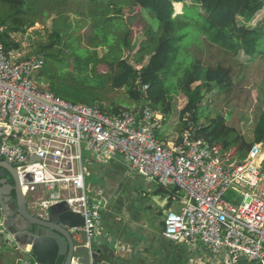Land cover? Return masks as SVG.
<instances>
[{
	"label": "built area",
	"instance_id": "2783aa9c",
	"mask_svg": "<svg viewBox=\"0 0 264 264\" xmlns=\"http://www.w3.org/2000/svg\"><path fill=\"white\" fill-rule=\"evenodd\" d=\"M5 33L0 24V38ZM27 37L33 38L32 28L10 35L20 44L10 50L0 40V155L16 168L27 192L40 190L43 215L50 205L65 203L84 217V225L72 231L78 241V233H86L88 264H99L92 257L93 242L106 200L86 185L85 146L98 157L121 155L132 171L185 194L181 210L166 215L167 239L203 244L233 263L244 257L264 264V142L244 160L230 161L197 138L192 125L175 143L160 140L164 116L149 102L112 113L100 103L67 101L37 82L45 57L30 55ZM136 86L146 97L149 85L138 78Z\"/></svg>",
	"mask_w": 264,
	"mask_h": 264
},
{
	"label": "trees",
	"instance_id": "16d2710c",
	"mask_svg": "<svg viewBox=\"0 0 264 264\" xmlns=\"http://www.w3.org/2000/svg\"><path fill=\"white\" fill-rule=\"evenodd\" d=\"M185 2L0 0V23L6 26L0 40L7 50L16 49L20 44L10 41V33L26 34L35 23L44 22L52 14L73 12L88 21L90 35L85 39L63 38L52 32L34 41L32 53L45 57V66L37 75L39 82H45L47 88L67 101L100 103L112 113L124 109L119 97L124 92V98L137 106L149 102L164 119L176 114L177 141L192 123L197 126V137L211 143L230 161H242L255 144L264 142V100L251 139L221 115L206 125L199 124L205 100L203 86L207 91L215 85L221 92L228 90L233 85L232 69L222 64L204 67L201 60L192 59L183 49L198 41V29L194 36L197 27L208 35L210 44L231 54L238 56L244 51L251 59L263 54L264 33L245 25L264 7V0H193L177 13L176 4ZM139 9L155 23L147 21ZM138 78L149 85L146 97L137 90ZM199 80L204 83L194 87ZM179 91L187 103L175 113L173 95Z\"/></svg>",
	"mask_w": 264,
	"mask_h": 264
},
{
	"label": "crops",
	"instance_id": "0c3cea01",
	"mask_svg": "<svg viewBox=\"0 0 264 264\" xmlns=\"http://www.w3.org/2000/svg\"><path fill=\"white\" fill-rule=\"evenodd\" d=\"M40 23L44 29L38 39L52 32L70 38L89 28L88 21L73 12L52 14L44 22L35 23L37 28ZM162 124L158 138L165 142L176 140L177 118L174 115L165 117ZM190 125L197 128L195 124ZM83 154L88 171L85 178L87 187L93 196H102L106 200L96 239L97 247L108 244V264H236L227 255H214L203 244L176 242L164 236L168 211H180L186 198L178 188L164 187L132 171L121 155L98 157L86 146ZM27 194L30 211L38 214L40 208L35 201L40 190L28 191ZM43 194L46 196L47 192L43 191ZM44 217L49 218V214ZM105 261L106 258L98 263ZM0 264H3L1 257Z\"/></svg>",
	"mask_w": 264,
	"mask_h": 264
},
{
	"label": "water",
	"instance_id": "95a60500",
	"mask_svg": "<svg viewBox=\"0 0 264 264\" xmlns=\"http://www.w3.org/2000/svg\"><path fill=\"white\" fill-rule=\"evenodd\" d=\"M27 177L31 180V175ZM47 213L49 218H42L30 211L27 190L18 171L0 155V257L3 264H18V261L23 264L90 262L86 233L80 231L81 240L78 241L76 232L72 231V228L84 225V217L68 209L65 203L51 205ZM99 245L97 247L95 239L92 257L96 262L106 258L102 264H108V244ZM236 264L251 263L243 257Z\"/></svg>",
	"mask_w": 264,
	"mask_h": 264
},
{
	"label": "rangeland",
	"instance_id": "374dc122",
	"mask_svg": "<svg viewBox=\"0 0 264 264\" xmlns=\"http://www.w3.org/2000/svg\"><path fill=\"white\" fill-rule=\"evenodd\" d=\"M192 3L193 0H186L185 5H177V13H182L184 6L191 5ZM137 11L141 10L139 9ZM141 14L147 21L155 23L150 19L147 12L141 11ZM242 18L243 16H241L239 20H242ZM40 25L41 26L38 28V25L32 28L33 38L27 37L30 43L38 40L42 35L41 31L44 27L42 23H40ZM245 26L252 29L258 28L264 33V7L256 12L250 22ZM197 29L201 34L198 41H195L192 46L184 48L183 52L194 60H201L204 67L216 66L217 64L231 67L233 81L232 87L228 90H223V92H221L220 87L217 85L209 91H207L208 88L206 86H203L205 100L201 107L202 110L200 109L203 115L199 124L206 125L211 119L221 115L227 118L230 125L238 128L247 139H251L253 128L260 112V105H262V100H264V53L258 55L254 59L248 57L244 51H240V54L236 56L217 45L210 44L208 35L202 34V31L197 27H195V37ZM88 35H90L89 29L85 32L80 31L79 34H77V36L82 39H85ZM33 48H28L30 50V55L33 54ZM177 77L180 78L181 74L178 73ZM37 82L40 86L47 87L45 82H39L38 79ZM203 83L204 80H199L194 84V87L202 85ZM119 97L122 99L124 109H134L138 107L137 104L124 98L126 97L124 92L120 94ZM173 97L175 103V111L173 110V112L177 113L176 109H181L187 103V98L181 91L174 93ZM174 117L178 120L176 114H174ZM85 151L86 150H84V152Z\"/></svg>",
	"mask_w": 264,
	"mask_h": 264
},
{
	"label": "bare ground",
	"instance_id": "6f19581e",
	"mask_svg": "<svg viewBox=\"0 0 264 264\" xmlns=\"http://www.w3.org/2000/svg\"><path fill=\"white\" fill-rule=\"evenodd\" d=\"M86 178V177H85ZM31 180H32V177H31ZM85 182H86V180H85ZM87 185V184H86ZM24 189L26 190V188L24 187ZM35 202H37V207H40L41 205H40V203H39V201H38V199L35 201ZM58 204V203H57ZM53 205H55V204H53ZM51 206V205H50ZM38 214L42 217V218H45L44 217V215H43V213L41 212V210L38 212Z\"/></svg>",
	"mask_w": 264,
	"mask_h": 264
},
{
	"label": "flooded vegetation",
	"instance_id": "af4514ba",
	"mask_svg": "<svg viewBox=\"0 0 264 264\" xmlns=\"http://www.w3.org/2000/svg\"><path fill=\"white\" fill-rule=\"evenodd\" d=\"M18 264H23V263H20L19 261L17 262Z\"/></svg>",
	"mask_w": 264,
	"mask_h": 264
}]
</instances>
